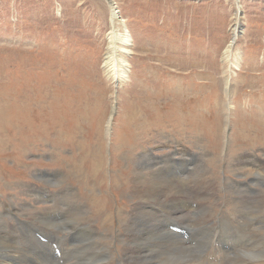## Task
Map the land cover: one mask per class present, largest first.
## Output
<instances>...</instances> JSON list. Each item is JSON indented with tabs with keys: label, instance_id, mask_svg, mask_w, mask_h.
Returning <instances> with one entry per match:
<instances>
[{
	"label": "rangeland",
	"instance_id": "374dc122",
	"mask_svg": "<svg viewBox=\"0 0 264 264\" xmlns=\"http://www.w3.org/2000/svg\"><path fill=\"white\" fill-rule=\"evenodd\" d=\"M114 1L121 20L113 26L108 0H0V223L14 225L1 224L0 233L17 239L36 264L87 263L66 253L71 239H50L60 256L52 244H27L38 231L66 235L58 224L70 230L71 186L95 224L104 214L92 213L91 202L104 197L106 224L113 223L108 233L114 234L133 204L149 209L168 203L161 190L177 178L182 185L192 183V175L198 182L214 179L217 197L206 199L216 205L214 215L228 212V178L242 180L254 195L250 179L257 176L245 169L256 170L250 156L264 160V0ZM236 25L242 32L228 52ZM125 28L130 47L119 37ZM233 58L235 73L228 77ZM182 151L202 157L190 156L186 166L165 156ZM151 159L162 172L170 169L168 175H153ZM204 165L210 174L194 172ZM96 170L104 174L102 187L94 182ZM134 186L150 207L131 196ZM253 186L264 204V179ZM19 220L28 226L16 227ZM206 230L213 233L209 242ZM225 233L219 224L201 227L193 245L204 241V250H197L211 257L214 246L228 240L242 244ZM256 244L262 264L264 241ZM37 250L48 261L42 263Z\"/></svg>",
	"mask_w": 264,
	"mask_h": 264
},
{
	"label": "bare ground",
	"instance_id": "6f19581e",
	"mask_svg": "<svg viewBox=\"0 0 264 264\" xmlns=\"http://www.w3.org/2000/svg\"><path fill=\"white\" fill-rule=\"evenodd\" d=\"M109 4L111 5L112 9L111 23L113 25V22L115 23V21L121 20V15L116 1H109ZM239 32H242L241 26L236 25V31L234 35L237 36V33L239 34ZM117 37L118 36L115 37L111 35L110 39L114 42V40L116 41ZM119 37L123 38L122 41L126 47H130L132 45V37L127 28L124 29V33L120 34ZM232 44L233 43L231 41L228 46V52L232 50ZM115 51L117 52V50ZM126 53L128 54V52ZM126 70L127 68H125L124 71L125 78L127 77ZM111 125L112 118H110L108 121V134L111 131ZM188 151H182V153L170 152V154H166L165 156L172 157L174 158V161L186 166H188V163L193 158L198 160L199 156L202 157L198 154H191ZM209 155L210 154H208L207 157ZM165 156L161 160L168 164ZM190 156H193V158ZM203 157H206V153ZM250 158L254 159L251 160ZM250 158H248L247 161L251 162L255 166L256 170H245H247V172L253 171V174L257 176L255 179H250L252 181L251 186L253 188L254 195H250L247 191H245L246 184L242 183V180L241 182H237V180L234 181L233 179L228 178L229 181L227 180L228 182L225 183L224 188V190L230 196L227 198L228 201L226 203L228 212L222 211L219 213V215H214V207L216 205H214L212 202V204L206 203V199L213 200L215 197H217L215 195L218 193V187L214 185V179L212 182V179L210 180L208 177H204L203 181L199 180L198 182L195 179H191L193 177L192 175L190 176L192 183L182 185L180 183L182 182V179L177 178L180 182H171L170 185H166L163 189L165 192L161 190L160 195L164 196L165 199H168V203L163 202L164 205L161 204V206H159L158 203L156 207L145 209L140 204H133V207L124 213L126 216L125 219L118 220V224L120 225L117 226L118 231L116 234H114L108 233L110 232L109 229H111L113 223L110 225L106 224V222L110 221V214L109 207L104 204V197L94 198L91 202L92 213L101 212L104 214V220L98 222V224H95L90 219L92 217L89 212L90 206L86 208V204L76 201L75 196H77L76 190H78V188L71 186L69 188L71 190L72 196L69 197V207L72 208L69 209H72L71 212H73L70 221L72 226L70 228V223L67 226L70 230H66L64 227L65 223L58 224L55 226L56 229L65 233L66 235L61 237L58 236V232L48 229V231L43 233L44 235L38 231L35 233V235H33L34 238L28 235L30 238L27 239V244L34 246L35 242L37 241L41 247H45L46 245L44 243L52 244V241L50 240L51 238L52 240L57 239L62 242L71 239V241H73L71 247L69 249L64 247L66 253L69 254V252H76L79 254V256L85 257L87 263H76L73 259L70 260L67 258L63 264H74V262L76 264H260V256L257 252L258 247L256 241H258L259 247L262 241H264V204L261 203L262 193L257 192L258 190L254 188L253 185L255 182L264 179V160L259 156H250ZM245 160V156H239V165L246 166V162H244ZM151 162L154 167L153 175H168L170 169L167 168L166 171L162 172V166L157 163V160L151 159ZM138 164H141L140 160H138ZM173 166H176V164H173ZM184 168L186 169V167ZM240 168L241 167H238L237 169ZM82 170L83 165L77 169V172L82 173ZM198 170L200 172H207L208 174L211 172V169L207 165L195 169L194 172ZM186 172L191 174L190 170H187ZM94 174L98 178L97 180H94V182L99 183V187H102L103 183L99 182V180L104 175L102 174V170H96L94 171ZM158 181L160 183V185L157 184L159 187L164 185L163 180L158 179ZM127 184L126 187L128 188L129 185ZM175 187H178L180 190L179 197ZM155 189L159 190L157 187ZM130 193L132 194V197L134 194L136 196L140 195V202L141 199L144 198V206L150 207L146 204V198L142 193V190L134 186ZM171 195L173 196L172 198ZM249 200H253V202H249ZM0 215L2 214L0 213ZM18 223L16 227H22V229L24 226H28L20 220ZM1 224H5L8 227L14 226H11V223L5 220L0 223V225ZM217 224L225 228L229 239H242V244L236 245L227 239L228 241L221 244L219 243V246L213 245L216 247V249L214 248L215 251L212 256L210 254L211 257L200 255V252L197 249L204 250V241L199 242L198 248H196L197 243H195L194 247L193 241H197V231L201 227L216 226ZM174 227L181 228L184 233H178L174 231ZM212 234L210 230H206L204 232V238L209 242L211 241V238L213 239ZM30 235L32 236V234ZM0 240V244L3 247V249L0 250V264H36L33 259H29L25 255L27 252L25 253L23 249L18 246V243L15 241L17 239L11 236L5 237L0 233ZM19 241L22 242V240ZM25 241L26 240H24V242ZM117 244L121 247H118ZM209 250H211V248ZM37 255L42 263H44V261H48L47 259L41 258V253L38 250Z\"/></svg>",
	"mask_w": 264,
	"mask_h": 264
},
{
	"label": "crops",
	"instance_id": "0c3cea01",
	"mask_svg": "<svg viewBox=\"0 0 264 264\" xmlns=\"http://www.w3.org/2000/svg\"><path fill=\"white\" fill-rule=\"evenodd\" d=\"M238 55L241 56V59H242V57H243V53H242V52H239ZM227 57H228V55H227ZM228 58H229V57H228ZM227 61H228L227 63L229 64V60H227ZM232 61H233V63H232ZM232 61H231L230 64H229L230 67H229V70H228V77H232V73H235L234 71H235L236 68L234 67V65H235V64H234V61H235L234 58L232 59ZM240 62H241V61H240ZM234 68H235V69H234Z\"/></svg>",
	"mask_w": 264,
	"mask_h": 264
},
{
	"label": "water",
	"instance_id": "95a60500",
	"mask_svg": "<svg viewBox=\"0 0 264 264\" xmlns=\"http://www.w3.org/2000/svg\"><path fill=\"white\" fill-rule=\"evenodd\" d=\"M110 2H112V0H109ZM233 43H235L234 41H233Z\"/></svg>",
	"mask_w": 264,
	"mask_h": 264
}]
</instances>
